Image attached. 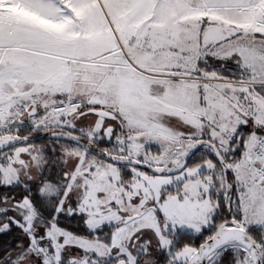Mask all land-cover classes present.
I'll return each mask as SVG.
<instances>
[{"label":"snow or ice","instance_id":"snow-or-ice-1","mask_svg":"<svg viewBox=\"0 0 264 264\" xmlns=\"http://www.w3.org/2000/svg\"><path fill=\"white\" fill-rule=\"evenodd\" d=\"M0 264H264V0H0Z\"/></svg>","mask_w":264,"mask_h":264},{"label":"rangeland","instance_id":"rangeland-1","mask_svg":"<svg viewBox=\"0 0 264 264\" xmlns=\"http://www.w3.org/2000/svg\"><path fill=\"white\" fill-rule=\"evenodd\" d=\"M182 9L178 8L175 15L171 18L172 27H178V25L187 19V16H181ZM141 90L139 93L129 92L128 94V103L130 107L136 108L146 104L147 101V93L146 89L142 85H138Z\"/></svg>","mask_w":264,"mask_h":264},{"label":"crops","instance_id":"crops-1","mask_svg":"<svg viewBox=\"0 0 264 264\" xmlns=\"http://www.w3.org/2000/svg\"><path fill=\"white\" fill-rule=\"evenodd\" d=\"M140 84H132L129 88V92H135V93H139L141 90L139 89Z\"/></svg>","mask_w":264,"mask_h":264},{"label":"trees","instance_id":"trees-1","mask_svg":"<svg viewBox=\"0 0 264 264\" xmlns=\"http://www.w3.org/2000/svg\"><path fill=\"white\" fill-rule=\"evenodd\" d=\"M40 143H43L44 141H39Z\"/></svg>","mask_w":264,"mask_h":264}]
</instances>
